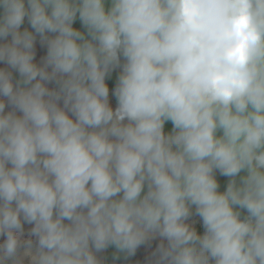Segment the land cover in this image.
I'll return each instance as SVG.
<instances>
[{
	"label": "clouds",
	"instance_id": "9594fccd",
	"mask_svg": "<svg viewBox=\"0 0 264 264\" xmlns=\"http://www.w3.org/2000/svg\"><path fill=\"white\" fill-rule=\"evenodd\" d=\"M0 64V264H264V0H0Z\"/></svg>",
	"mask_w": 264,
	"mask_h": 264
},
{
	"label": "crops",
	"instance_id": "0c3cea01",
	"mask_svg": "<svg viewBox=\"0 0 264 264\" xmlns=\"http://www.w3.org/2000/svg\"><path fill=\"white\" fill-rule=\"evenodd\" d=\"M73 27L81 32L86 33V30L83 28L78 18L74 21ZM24 28H29V30H31L30 26L27 24V20H25V24L22 25L21 30H23ZM35 51H36V56L34 58V63H37L39 65L42 58L46 55V47H42L40 45L39 38H37V41L35 43ZM4 66L5 65L0 64V67H4ZM120 70H121L120 68L113 70L110 76L106 78V83L109 87V103L110 106L113 107V109H115L116 107V100L112 93L116 86ZM47 86L52 88L54 87V84L50 83ZM9 110L10 109L6 106L5 111L7 112ZM171 128H172L171 122H167L165 125V131L170 132ZM216 178L218 180V183L220 184L219 191H224V188L226 187L229 178L221 176L219 172L216 173ZM242 212L244 211L242 210ZM189 222L192 223L194 227L201 226L199 228V234H203L202 221H200L199 217L193 216ZM24 227L25 230L27 231L28 229L31 228V225L25 224ZM158 242H159L158 240L149 241L145 245L140 246L137 249L136 254L131 257H126L124 254L118 253L114 247H109L108 249L104 250L102 253H99L98 257L101 259L102 264H151L153 260L152 254L155 251Z\"/></svg>",
	"mask_w": 264,
	"mask_h": 264
},
{
	"label": "trees",
	"instance_id": "16d2710c",
	"mask_svg": "<svg viewBox=\"0 0 264 264\" xmlns=\"http://www.w3.org/2000/svg\"><path fill=\"white\" fill-rule=\"evenodd\" d=\"M200 227H201V226H197V227H196V229H197L198 233H199V228H200Z\"/></svg>",
	"mask_w": 264,
	"mask_h": 264
},
{
	"label": "rangeland",
	"instance_id": "374dc122",
	"mask_svg": "<svg viewBox=\"0 0 264 264\" xmlns=\"http://www.w3.org/2000/svg\"><path fill=\"white\" fill-rule=\"evenodd\" d=\"M226 188V187H225ZM225 188H224V190H225ZM242 215H246V212H242Z\"/></svg>",
	"mask_w": 264,
	"mask_h": 264
}]
</instances>
